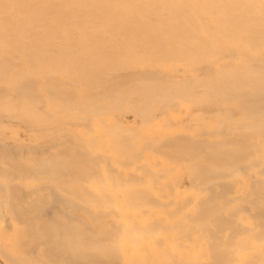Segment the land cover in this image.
<instances>
[{
	"label": "bare ground",
	"instance_id": "6f19581e",
	"mask_svg": "<svg viewBox=\"0 0 264 264\" xmlns=\"http://www.w3.org/2000/svg\"><path fill=\"white\" fill-rule=\"evenodd\" d=\"M219 57L233 61L234 64H230L233 62L227 63V61L224 63L223 59L221 60ZM206 62L214 66H211V73H207L210 76L202 80L195 79L192 82L181 83L180 79L174 77L173 79L178 81H170V84L159 81L151 82L149 80L151 75L146 76L145 73L143 74L146 78L148 77V80L145 79L144 75H140V78L144 79L139 80L131 79L136 78L135 75L130 79L124 78L122 80L123 77L120 80L116 79V75H120L121 71L138 67H140V70H142L141 67H146L145 69L156 67L167 72V70L175 67L180 69V66L185 67L183 69L191 70L197 68L196 64ZM150 69L153 70L154 68ZM183 69L181 68L180 71ZM209 69L211 70V68ZM133 71L135 72V70ZM138 71L136 72L138 73ZM158 73L162 76V73ZM48 76L59 78L46 80ZM186 77L191 78L188 73ZM5 87H10V92L14 93L15 96L11 95L12 97H10V94H8L9 96H7L10 99L0 97V113L11 120L22 121V123L34 128H52L50 126L55 128V126L63 125L66 121L71 123V119L75 120V118L88 120L91 117L92 120H95L100 116L108 117V119L105 118L108 124L102 118L107 126L102 127L100 124L96 128L97 133L95 136H91L84 131H75L74 136H70L71 138L75 137L76 141L81 143L79 147L74 146L68 150L65 149L64 153L58 150V155L56 149V153L53 152L54 155L51 153L52 155L47 159L38 161L35 169L41 170L39 172L42 174L38 172L39 175L35 176V179H31L32 181L28 179L29 177L26 180L24 179L26 178L25 175H30V171L27 169L31 168L24 166V161L23 165L19 160L17 162H20V164L16 162V156L18 157L16 152H14L16 154L14 155L5 146H0V163L9 164L6 167L15 171L14 176L11 175V177L7 172H4L5 170L2 172L0 166V178L6 179L5 185L9 180L10 182L13 179L16 180L17 176L23 177L21 182L23 180V182L28 183V180L33 185L38 176L44 173L49 175L50 173L49 179L55 185V188L67 194L74 203H81L80 199H85V196H88L82 187L83 182L90 183V187L98 191L103 190L106 196L93 195L89 199L90 201L86 203L82 201V204L87 205L91 211L104 210L106 212L112 208L117 209L114 213H111V210V215H116L119 211L118 218L122 221V224L120 228L114 231L116 243L115 241L114 244L112 242V246L115 248L114 245L116 244L119 252L129 264H174L176 260L189 261L194 264H204L207 261H210V264H264V186L261 185V182L253 180L258 174L263 173L261 171L264 168V118L261 116L263 119L258 120L261 118L259 117L256 120L247 112L243 120L238 118L232 123H229L230 121L224 123L221 118L223 115L220 117L218 113L215 114L207 109V106H203L204 104H214L227 99L232 100L235 95L231 96V94L241 90L243 92L244 89L249 93L264 95V0H0V89L8 90ZM198 89L201 94H197L199 93ZM82 92L91 94L98 92L100 97L98 96L97 99L99 100L96 99L84 106L81 101L84 99H74L79 95L82 96ZM242 92L241 95L245 94V91ZM250 95L252 94L250 93ZM243 96L245 95H242V98ZM242 98L239 97V99ZM234 101L232 100V102ZM80 103L84 107H81L82 104ZM176 106H179L178 110L172 109ZM114 111L125 112V115H127L126 113H134L143 118L152 117L146 121L149 123L148 120L151 119L152 121L153 119V123H149L145 128L127 126L115 120L118 115H114ZM119 112L117 113L119 114ZM159 114L162 115L160 120H158ZM192 114L195 115L193 122H196L193 130L192 127L186 126V122L187 125L188 123L192 124L188 122L189 115ZM141 117L139 118L141 119ZM125 118L127 119L126 116ZM76 121L79 122L80 120ZM174 123L176 124L175 128L172 127ZM210 128H220L219 136L232 137L223 138L224 140L222 139V141L210 145L194 139L193 133H196L195 131ZM2 132L1 130L0 135ZM141 133L150 135L153 139H159L157 144L161 143L164 138L165 140L166 138L169 139V141L164 142V140L163 144L153 148L156 149L155 151L163 150L161 154L164 157H161L163 160L159 156L158 159L152 153L147 156L145 153L143 159L146 156L145 158L152 170H156L158 165L170 169L168 176L171 174L170 181L172 183L176 180L173 176L178 175L180 177L181 174H186L189 178L199 179L205 186H210L215 181L212 182L213 176L215 175L214 179L216 176V179H218V174H220L219 176L225 175L221 178L230 179L234 192L232 194H229V192L224 193L227 189L225 187L221 189H225L223 194L208 197V200H202L201 194L198 192L190 193L189 196H187V193L172 192L175 200L185 196L191 199L193 197L194 203L183 206L182 201L180 202L182 204H180L173 199L174 206L179 207L173 212L172 209L169 210L172 212L170 214L165 211L170 209L168 207H171V205H166L167 209L165 207V211L160 206H156L152 211L149 208L150 206L153 207V204L149 203V213L146 208L147 204L146 207L143 206L145 209L138 208L134 205L135 202L129 204L131 201H138L142 206L149 195H156L160 199V195L164 194H161L162 191L164 192L163 189L170 186L166 184L169 179L167 178V182H163L158 178L159 182L162 181L161 183L166 184V186H163L162 189L160 188L162 184H159L160 186L157 185L155 190L153 186H156V183L151 184L156 182L154 181L155 175L150 176L151 173H149L143 176H147L151 179V182L148 179L145 181L141 177L140 181L143 179L144 183H139L140 181L137 183L133 181V183L129 180L132 181L134 176L127 174L130 177L132 176L131 179H126L127 181L134 184V187L135 184L144 187L143 189H146V192L148 190V194L144 191H138V189L133 191L132 189L135 188L125 190L131 191L125 193L120 189L124 186L122 187L121 182L120 185L118 178L116 179L118 181H114L115 176L112 174L115 172L110 170V164L104 165L105 163L96 161L97 159H94L96 161L94 162L91 160V156L84 154L86 151L82 153L78 148H87L89 153L92 150L99 151L104 153L105 157L110 154L121 156L130 151L135 153V148L138 150V147L140 149L143 147L140 140ZM176 133L188 134L189 136L175 140L170 139ZM43 134L39 133L41 136ZM8 135L5 136L8 137ZM48 137L50 140L52 139V137ZM143 137L145 136L143 135ZM213 138L214 136L209 139ZM32 140L39 142L41 138L40 136L32 137ZM141 145L142 147H140ZM54 149L53 147L52 150ZM37 151L39 150L35 151L39 155L44 152ZM49 151L45 152L49 153ZM206 151L210 152L205 155ZM28 152V154L22 153L21 149L18 152L23 155L26 154L27 158L21 156L25 160L27 159V163L29 161L28 155L31 156V152ZM35 152L34 155H36ZM43 155L44 153L41 156ZM132 157L134 160L137 158L136 156ZM19 158L22 160V157ZM36 158H38L37 155ZM124 158L122 157V159ZM179 158H189L190 165L184 167L182 165V167L174 166ZM113 159L115 158L112 157V160L110 158L111 161L109 162H112ZM118 160H116V163L119 164L120 160ZM34 161L30 160L29 162L33 163ZM130 162L127 164L133 169L134 166L132 168ZM2 163L1 165L4 166ZM98 163H103V167H99ZM127 164L125 163V165ZM105 166H108L110 172L107 171ZM129 167H127V170H129ZM144 167L147 168L148 166ZM155 167L156 169H154ZM120 168L123 169L124 167L121 166ZM135 168L137 169L135 173L140 175L142 171L138 172L139 169ZM146 168H143V170ZM37 170L32 169L31 171L34 173ZM127 170L123 169V171ZM172 172H175V175H172ZM126 177L122 178L123 185H125ZM98 179L102 181L97 182ZM248 179H250V184L247 183ZM246 180L248 181L246 182ZM115 182L118 183L117 186ZM19 183L17 182V185ZM12 184L14 182L9 186L0 187V196L3 198L0 200V214H5L6 212L4 213L3 210L8 209L9 211L6 214L10 212L9 215L12 214L13 218L16 215V218L19 216L22 220L20 222L19 219V224L23 223V226L12 225L10 222L12 221L14 224L15 220L10 221V218H6V221H10L9 224L13 226V234L4 237L6 243L12 246L24 233L23 235L29 239V242L26 243V238H23L25 239L23 242H25L26 245L24 246L26 248L20 247L19 242L17 251L22 248L23 251L26 250V253L23 251V253H20L29 256L28 251L32 248L28 250V246H34V241H39L38 239L47 240L51 235L49 231L52 229L54 231L63 230V223L69 217L62 213V215L58 214L59 211L58 213L54 211L53 206L59 204L54 200L57 197L51 198L56 203H51L52 205L50 204L48 207L50 200L45 196L48 189H45V192L46 190L47 192L44 194V189L41 188L44 195H41L38 190L37 195L39 192L40 195L37 196L36 191L34 192L35 189H31V194L21 195L23 192L20 189L21 187L16 186V183ZM36 185H38V181H36ZM127 186L129 187L128 182L126 183ZM173 186L175 187V185ZM158 187L159 190L162 189L159 194L155 193ZM175 188L173 190L176 191ZM168 191L166 188L167 196ZM50 194H52L51 191ZM168 197L172 200V196L169 195ZM56 200L60 202L59 198ZM162 200L161 198L160 201ZM131 206L135 209L148 210L149 214L147 213L144 216L139 210L142 216L133 211L135 209ZM243 207H250L249 210L256 213L255 217L249 216L247 213L249 210L245 212L246 208L243 209ZM47 208H51L50 212H53V215L47 211ZM56 208L57 206H55V210ZM144 210L142 212H145ZM243 210L247 213L246 215L242 212ZM50 215H55V218H51ZM111 215L108 214V216ZM1 216L4 218V215ZM1 216L0 218H2ZM46 216L49 220L53 219V221H56L55 223L57 221L60 223L54 225L53 221L48 222ZM112 217L114 218V216ZM242 227L246 229V231L244 229V233L238 230ZM3 229V227L0 228V233L4 231ZM236 230L238 236H236ZM12 231L10 230V232ZM10 232L7 233L10 234ZM75 232L77 234L78 231H74V235H76ZM7 233L4 235H8ZM87 234H91L89 230ZM59 236L61 238V234ZM83 238V241H85V237ZM158 239H161L164 243L162 249L157 247L159 245L155 241ZM44 242L46 243V241L42 243ZM80 243L84 242L81 241ZM81 244H79L80 248L85 245V247H88L86 243L85 245ZM106 249L108 248L106 247ZM103 251L102 249L100 252ZM44 252L48 253L42 249L41 254ZM1 255L2 258L3 255L6 256L3 252ZM48 255L49 253L45 256L48 264L56 263H49L52 260ZM41 256L40 258L43 260ZM8 259L5 260L8 264H11L12 262L9 263ZM30 260H26V263L38 264L33 259ZM90 264L94 263L91 261Z\"/></svg>",
	"mask_w": 264,
	"mask_h": 264
},
{
	"label": "rangeland",
	"instance_id": "374dc122",
	"mask_svg": "<svg viewBox=\"0 0 264 264\" xmlns=\"http://www.w3.org/2000/svg\"><path fill=\"white\" fill-rule=\"evenodd\" d=\"M224 57H219V59H223ZM226 61H227V63H230V62H233V61H229V60H227V59H223V62L224 63H226ZM18 62V61H17ZM230 64H234V62L233 63H230ZM195 66H197V68L195 67L193 70L191 69H183V68H185V67H181L180 66V69L182 68L183 70L182 71H180V69H177V68H179V67H175V68H172L171 70L169 69V70H167V72H166V70H164V69H162V70H160L159 68H156V67H150V68H154L153 70L152 69H150L149 67H147V69H145V68H143V67H141V69L142 70H140L139 68L140 67H138V68H135V69H131V70H128V71H121V74L120 73H118V74H120V75H122V74H124V75H122V76H120V75H116V79H122L121 77H123V79L122 80H124V78H127V79H130V77H134V75H135V77L137 78H131V79H133V80H139V79H144V78H140L142 75H144L143 73H145V75L146 76H149V75H151L149 78V80L151 81V82H153V81H159V82H163V83H166V84H170L169 82L171 81V82H174L175 80L173 79V77L175 78V79H180L181 80V83H186V82H192L193 80H195V79H199V80H202V79H204V78H207L208 76H210V75H208L207 73H211V71H212V67H214L213 65H211V63H209V62H206V63H204V64H202V63H199V64H196ZM212 66V67H211ZM194 67V66H193ZM209 68H211V70L209 69ZM160 71H159V70ZM208 69V70H207ZM133 70H135V72L133 71ZM138 70H140V71H138ZM156 70V71H155ZM157 70H158V72H160V73H162V76H160L161 74H159L158 72H157ZM176 70V71H175ZM186 70V71H185ZM187 70H189V71H187ZM224 71H225V69H223ZM130 71H132V72H134V73H131ZM136 71H138V73L136 72ZM145 71V72H144ZM147 71V72H146ZM152 71V72H151ZM154 71V72H153ZM165 71V72H164ZM169 71H170V73H169ZM194 72V74H192V73ZM154 73V74H153ZM182 73H185V74H182ZM187 73L189 74V77L191 76V78H187L186 76H187ZM127 74V75H126ZM172 74V75H171ZM195 74H197V75H195ZM132 75V76H131ZM141 75V76H140ZM145 75H144V77H145ZM156 75V77L154 78V76ZM158 75V76H157ZM194 75H195V78H194ZM211 75H213V74H211ZM120 76V78H118ZM138 76H139V78H138ZM169 76H172V77H170L169 78ZM153 77V78H152ZM159 77V78H158ZM164 77V78H163ZM179 77H181V78H179ZM54 78H59V77H57V76H52V78L51 77H47L46 78V80H52V79H54ZM148 78V77H147ZM146 77H145V79H147ZM172 78V79H171ZM186 78H187V80H186ZM194 78V79H193ZM61 79V78H60ZM60 79H58V80H60ZM133 80H131V81H133ZM148 80V79H147ZM166 80V81H165ZM168 80V81H167ZM180 80H179V83H180ZM184 80V81H183ZM149 81V82H150ZM178 81V80H177ZM177 81H175V82H177ZM168 82V83H167ZM4 88V87H3ZM0 89V97L2 98V99H4V98H6V99H10V97H12L11 95H13V97L15 96V94L14 93H12V92H10V90H9V88L10 87H5V88H8V90L7 89ZM199 90V89H198ZM8 91V92H7ZM245 91V94L243 93ZM201 91L199 90V93H197V94H201L200 93ZM241 92H242V90L241 91H238V92H235V94H231V96H233V95H235L234 97L235 98H237L235 101H238V102H235L234 101V97H232V100L234 101V102H232V100L231 99H227V100H225V101H218V102H216V103H214V104H204L203 106H207L206 108L207 109H209L210 111H212V112H214L215 114L216 113H218V115L221 117L222 115V119L224 120V123L225 122H229V123H232V122H234L236 119L238 120V118H239V120H243L244 118H245V116L247 115V112H248V114L250 115V116H253V118L254 119H258L259 117H263L264 118V95L262 94V95H257V94H255V93H252V92H250L252 95H250V93H249V91H247V90H243V94L242 95H245V96H243V98H242V95H241ZM8 94H10V97H8L9 95ZM82 94V96H78V97H75L74 99L75 100H77V99H84V100H81L82 101V103L84 104V106H86V105H88V104H86V103H91V102H94V100H96L97 98H98V96L100 97V94L98 93V92H95V93H89V92H82L81 93ZM254 94V95H253ZM8 95V96H7ZM78 95V94H77ZM237 95V96H236ZM239 95H241V96H239ZM248 95H249V97H248ZM240 98H242V99H239V97ZM229 98H231V97H229ZM234 98V99H233ZM99 99H97V101H98ZM231 100V101H230ZM229 102H231V103H229ZM82 103H80V104H82ZM227 103V104H226ZM229 103V104H228ZM241 103H243V104H241ZM244 103H245V105H244ZM79 104V105H80ZM83 104L81 105V107L83 106ZM86 104V105H85ZM212 105V106H211ZM234 105V106H233ZM83 106V107H84ZM233 108H232V107ZM231 107V108H230ZM178 108H179V106H176V107H172V109H174V110H178ZM213 109V110H212ZM117 112H119V111H117ZM116 111H114V115H118V116H116V121L117 122H121L122 124H125V125H127V126H129V125H131V127H138V128H145V126L146 125H149V123H153V119H152V121H151V119H150V121L148 120V122L149 123H147V119H149V118H152V117H147V118H143V117H141V116H139V117H141V119L136 115V114H134V113H126L127 115H125V112H123L122 113V111H120L119 112V114L117 113ZM240 112V113H239ZM243 112V113H242ZM220 113V114H219ZM245 113V114H244ZM123 114V115H122ZM130 116H129V115ZM195 114V113H194ZM122 116V117H121ZM125 116L127 117V119L129 120H127L126 118H125ZM128 116H129V118H128ZM5 117H7L6 115H4V114H2V113H0V131L2 130L3 132H2V134L0 135V146H5L6 147V149L8 150V151H10L11 153H13L14 155H16L14 152H16L17 154H18V157L16 156V162H17V160H19L20 162H22L21 164L23 165V161H24V166H28V167H30L31 169H27L28 171H30L29 173H30V175L29 174H27V175H25V177L26 178H24L25 180L28 178V179H30V181H32L31 179H33L35 176H37V175H39V174H42V173H40L39 171H41V170H37V169H35L36 168V165H37V163H38V161H40V160H45V159H47L50 155H52L53 154V152L54 153H56V151H57V155L59 154L58 153V150L61 152V153H64L66 150H68L69 148H71V147H79L80 146V144L81 143H79V142H77L76 140V138L75 137H73V138H71L70 136H74V132L75 131H84V132H86V133H88L89 135H91V136H95L96 135V133H97V129L96 128H98V126H100V124H101V126L103 127H105V126H107V124H108V122H107V120L105 119V118H107L108 119V117H102V116H100V118H94L95 120H92L91 119V117H89L88 118V120H85V119H80V118H75V120L74 119H71V123L70 122H68V121H66V123H64L63 125H58V126H55V128L53 127V126H50V127H52V128H48V129H46L45 127H40V128H38V127H31L30 125H28V124H26V123H22V121H17V120H11L10 118H5ZM122 118L121 120H120V118ZM260 118V119H258V120H261V119H263V118ZM102 118H104L106 121V123L104 122V119H102ZM118 118V119H117ZM136 118L138 119L137 121H136ZM162 118V115L161 114H159V116H158V120H160ZM97 119H98V121H97ZM135 119V120H134ZM145 121H144V120ZM194 119H195V115H189V121L188 122H191L192 124H190V123H188V125H187V122H186V126H188L189 128L190 127H192V130L195 128V125H196V122H193L194 121ZM231 119V120H230ZM76 120H80V121H82V122H78V121H76ZM90 120V121H89ZM134 120V121H133ZM206 121H208L207 119H205ZM70 121V120H69ZM74 121V122H73ZM76 121V122H75ZM95 121H96V123H95ZM182 121H184V120H182ZM138 124H137V123ZM150 125H152V124H150ZM81 126V127H80ZM95 126H97V127H95ZM31 127V128H30ZM49 127V126H48ZM172 127H176V124L174 123V124H172ZM12 128V129H11ZM30 130H29V129ZM36 128H38V129H36ZM41 128H43V129H41ZM45 128V129H44ZM72 128V129H71ZM74 128V129H73ZM92 128H93V130H92ZM79 129V130H78ZM217 129V130H216ZM213 128V129H201V130H198V131H195L196 133H193V135H194V139H197L196 141H198V140H200V141H198V142H201V143H203V144H206V145H210V144H214V143H218V142H220V141H222V139L223 138H231L232 136H227V135H224V136H219V134L218 133H220V131H221V129L220 128ZM4 130H5V132H4ZM94 130H95V133H94ZM216 130V131H215ZM210 132V133H209ZM39 133L40 134H43L42 136L41 135H39ZM45 133H46V135H45ZM50 133V134H49ZM8 134H10V135H8ZM14 134V135H13ZM142 135H141V141H142V144H143V147H142V145L140 146V147H142L141 149L138 147V150H137V148H135V153H134V151H133V153H131V151L130 152H128V153H125L124 155H121V156H118V155H116L115 156V154L114 155H112V154H110L108 157H105V154L104 153H100L99 151H95V150H92L91 151V153H89L88 151H87V148L86 149H83L82 147H80V148H78L79 150H80V152H82V153H84L85 151V155H88V156H91L90 158H91V160H93L94 161V159H97L96 161H99V162H103V163H105L104 165H108V164H110L109 165V168H110V170L112 171V172H115V173H111L113 176H115L114 178V181H118L119 183L121 182L122 183V187L123 188H120V189H122L123 191H125V190H130V188H135V189H132L133 191H136V189H138V191H144L145 193H147L148 194V190H147V192L145 191L146 189H143L144 187H139V186H137L136 184H135V187L133 186L134 184H132V183H130V182H133V181H136V183L138 182V181H140V179H141V177L142 178H144V180L145 181H147V179L151 182V179H149L147 176H145V177H143L145 174L147 175V174H149V173H151L150 174V176L152 175H155L156 176V178H157V180H155L156 178L154 177V181H156V182H152L151 184H153V183H156V186H153V187H155L154 189L156 190V188H157V185H159V184H162L161 182L163 181H165V182H167V178L169 179V181H170V177H172L171 176V174H170V176H168V172H170V169H165L163 166H160V165H158L157 167L159 168V170H157L156 169V167L154 168V169H156L157 170V172H156V170H152V168L149 166L150 164H148V161L146 160V156L148 155V154H150V153H152V155H154V156H156L158 159H159V157H160V159H162V158H164L161 154H162V152H163V150L161 151V150H159V151H155L156 149H153L154 147H156V146H159V145H161V144H163V141L165 140V138L164 139H162V141H161V143H159V144H157V142H158V140L159 139H153L150 135H147V134H143V133H141ZM197 134V135H196ZM211 134V135H210ZM217 134V135H216ZM5 135H8V137L7 136H5ZM15 135H17L16 137H15ZM34 135V136H33ZM143 135L145 136V137H143ZM193 135H192V137H193ZM216 135V136H215ZM12 136V137H11ZM29 136H30V138H29ZM40 136V138H41V141H39V142H36V141H33L32 140V137H39ZM48 136H50V137H52V139L50 140L49 139V137ZM180 136V137H179ZM185 136H189L188 134L187 135H185V134H183V133H176V135L174 136V137H171L170 139H173V140H175V139H181L182 137L184 138ZM195 136H197V137H195ZM199 136V137H198ZM214 136V138L213 139H209V138H211V137H213ZM25 137V138H24ZM47 139H46V138ZM75 138V139H74ZM186 138V137H185ZM209 139V140H203V139ZM44 139V140H43ZM50 140V141H49ZM54 140H56V141H54ZM156 140V141H155ZM224 140V139H223ZM145 141V142H144ZM166 141H169V139L168 138H166V140L164 141V142H166ZM205 141H207L206 143H205ZM216 141V142H215ZM155 142V143H154ZM33 143V144H32ZM36 143V144H35ZM60 143V144H59ZM151 143V144H150ZM58 144V145H57ZM61 144H62V146H61ZM77 144H79V145H77ZM60 145V146H59ZM70 145V146H69ZM93 145V144H92ZM145 145V146H144ZM153 146V147H152ZM55 148L54 150H52V148ZM151 147H152V149H153V152H152V149H151ZM48 148V149H47ZM49 148H51V149H49ZM20 149H21V152L23 153V152H25L26 154H28L29 152L28 151H30L31 153V156L30 155H28L29 157H28V159H29V161L31 160V161H34V159L36 158V155L38 156V158H36L35 159V161L33 162V163H31V162H29L28 161V163H27V159L25 160V158H27L26 157V154L25 155H23L22 153L20 154V153H18L19 151H20ZM33 149V150H32ZM34 149H36V150H39V151H44L43 153H44V155L43 156H41L42 154H41V152H40V154L41 155H39V154H37L35 151H34ZM44 149H46V150H44ZM57 149V150H56ZM66 149V150H65ZM82 149V150H81ZM149 149H151V150H149ZM50 150V151H49ZM56 150V151H55ZM18 151V152H17ZM27 151V152H26ZM36 153V155H34V152ZM39 151H37V152H39ZM45 151H49V153L48 152H45ZM141 151V152H140ZM208 152H210V151H206V153H205V155L208 153ZM46 153V154H45ZM52 153V154H51ZM146 153V154H145ZM89 154H91V155H89ZM144 154L146 155L145 157H144V159H145V162H144V159H143V156H144ZM20 155V156H19ZM21 155H23V156H21ZM54 155V154H53ZM108 155V154H107ZM126 155V156H125ZM202 155H204V153H202ZM33 156V157H32ZM39 156H40V158H39ZM114 157L115 159H113V161L112 162H109V161H111L112 160V157ZM132 156H136L137 158L134 160V158L132 157ZM159 156V157H158ZM19 157H22V160H20V158ZM44 157V158H43ZM97 157V158H96ZM100 157V158H99ZM104 157V158H103ZM122 157H125L124 159H122ZM162 157V158H161ZM24 158V159H23ZM110 158H111V160H110ZM107 159H108V161H107ZM121 161H119V160ZM138 159V160H137ZM116 160H118L119 161V164L118 163H116ZM127 160V161H126ZM141 160V161H140ZM163 160V159H162ZM26 161V162H25ZM96 161H94V162H96ZM132 163H131V162ZM20 162H17V163H19L20 164ZM123 162V163H122ZM129 162H130V165H132V168H133V166H134V168L133 169H131L130 167H129ZM147 162V163H146ZM177 162V163H176ZM175 163H174V166H176V167H184V166H189L190 165V159L189 158H179L178 159V161H176ZM181 162V163H180ZM2 163V162H1ZM1 163H0V166H1V169H2V172L4 171V172H7L8 174H9V176H11V175H13L14 176V174H15V171L13 170V169H9L8 167H6L7 165L9 166V164H7L6 163V165L4 164V163H2V164H4V166L3 165H1ZM30 163V164H29ZM103 163L101 164V163H98L99 165V167H103ZM112 163V164H111ZM125 163L128 165H125ZM31 164H33L34 166H32ZM121 164V165H120ZM116 165H119V166H116ZM126 167H125V166ZM178 165V166H177ZM182 165V166H181ZM116 166V167H115ZM124 167L123 169H125V170H127V167H129V170H127V171H123V169L122 168H120L119 169V167ZM144 166H148L147 168H148V170L149 169H151V170H147V168L146 167H144ZM5 167V168H4ZM106 167V169H107V171L108 172H110L109 171V168H108V166H105ZM135 167H137L139 170H138V172L140 171H142V173H143V175H142V173H140V175L138 174L137 175V173H135V170L137 171V169L135 168ZM141 168V169H140ZM143 168H146V169H144L143 170ZM160 168H162V169H160ZM37 170V171H35L34 173H32L33 171H31V170ZM40 169V168H39ZM117 169V170H116ZM130 169H131V171H130ZM12 170H13V173H12ZM114 170H116V171H114ZM233 170V169H232ZM235 170V169H234ZM233 170V171H234ZM134 171V172H133ZM37 172V173H36ZM38 172H39V174H38ZM261 172H263V173H261V174H258L256 177H254L255 179H253L255 182H257V181H259V182H261L262 184V186H264L263 184H264V168H263V170L261 171ZM132 173V174H131ZM117 174V175H116ZM120 174H121V176H127L126 178H125V182H124V184L125 185H123V182H122V178H121V176H120ZM127 174H130V175H132V176H134V178H132V181L131 180H129V179H131V177H130V175H127ZM163 174V175H162ZM118 175H119V177H118ZM159 175V176H158ZM172 175H175V172H172ZM217 175V174H216ZM220 174H218V179H216L217 178V176H216V178L214 179V177H215V175L213 176V179H212V182H213V180H215L210 186L209 185H204V183H202L201 182V180H199V179H193V178H189L188 177V175H186V174H181L180 175V177L178 176V175H176V176H173L175 179V181L172 183L171 181L168 183H166L167 185H170L171 187L173 186V185H175V187H178V188H175L174 186L172 187V190H171V187L170 186H168V187H166L167 188V190H169L168 192V196L170 195V196H172V200L171 199H169V197L167 196V192H166V188H164L163 186H166V184H162L161 186H160V188H164L163 190H164V192L162 191V189H160L159 190V187H158V189H157V192H155V193H157V194H159V192L160 191H162L161 192V194L162 193H164V194H162V195H160L161 196V198L163 199L162 201H160V199H158L159 197H157L156 195H152V196H148L147 197V199H149L150 197V199L149 200H145V201H147L146 203H145V201H144V203H142V206H140L141 205V203L140 202H138V201H131V202H129V204L131 203V204H134V202L136 203V204H134V205H136L138 208H140V209H142V208H144L145 209V207H146V204H147V209L149 208L148 206H150V205H148L149 203H151V205L153 204V207H151L150 206V208L149 209H151L152 211H153V209L154 208H156V206L157 207H159L160 206V208H162V210L163 211H165L166 209H167V206L166 205H168V206H170L171 205V207H168V208H170V209H168L167 211H165V212H168L167 214H170V213H172L173 211H175V209H177L178 207H177V205H176V207L174 206L175 204V202L174 201H176L173 197H174V194L173 193H177V191L179 192V193H187V196H189L190 195V193H193V192H198L199 194H201V199L202 200H208L207 198L208 197H213V196H215V195H217V194H223V191L225 190H221V189H223V188H229L228 190L226 189V191H224V193H228L229 192V194H232L233 192H234V188H232L233 187V185L231 184V181H230V179L228 180V179H223V178H221V177H223V176H225V175H221V176H219ZM263 175V176H262ZM24 176V175H23ZM31 176H33L32 178H31ZM42 176V177H41ZM41 176H38V179L37 180H34L35 181V184H33V185H31V182H29L28 180H27V182L28 183H25V182H23V180H22V182H23V184H22V182H21V179H23V177L21 178V177H19V176H17L16 178V180L15 179H13L12 180V182H14V184L16 183V186H19V188L21 189V191L23 190V192L21 193V191H20V193H21V195H23V194H29L30 193V191H31V189L32 190H34V192L36 191V195H37V192H38V190L41 192H39L41 195H44L46 192H47V190H46V192H45V189H48V193L47 194H49V195H47V194H45V196L46 197H48V199L50 200V202H48L49 203V205H48V203H47V205H48V207L50 206V204L52 203V204H55L56 202L57 203H59V204H55V206H57V208H56V210H55V206H53V208H54V211L55 212H57L58 213V211L60 212V213H58V214H64L66 217H69L70 218V220H69V218H67V220H69V221H67L66 220V222L65 223H63V230L62 229H59V230H55L54 231V229H52V228H50V229H52V230H50L49 231V233L51 232V235L49 236V240L47 239H42V240H40V239H38L39 241H34V246L33 245H30V247L28 246L29 244H31V243H29L27 246V248H28V250L30 249V248H32V249H30L31 250V252H30V250L28 251L29 253L28 254H30L29 256L27 255L26 256V254H24V255H22V253L23 252H25L26 253V250L25 251H23L22 250V248L24 247V249L26 248L24 245H26L25 244V242L26 243H28L29 241V239H27V237L25 236V235H21L18 239H17V242L14 244V245H8L7 243H6V236H10V235H12L13 234V229H12V225H15V224H18L20 227H22L23 225V223L21 224H19V221L21 220L20 219V217L18 218H16V216H15V218H13L11 215H9V213L10 212H8V214H6L7 213V211H9L8 209H4L3 211H4V213L5 214H0V216L1 215H4V218L2 219V218H0V226L1 225H3L2 227L4 228L3 230L5 231H3L2 233H0V247L2 248H0V253L2 254V252L3 253H5L6 254V256H4L3 255V258L4 257H6V258H2V257H0V264H8L7 263V261L5 260V259H8V261H9V263H11V264H32L31 262H28V263H26L27 261H31L30 259H33L34 261H36V262H38V264H46V262H47V258L45 259V256L49 253V255L48 256H50L51 257V260L50 259H48L49 261H51V262H49V263H54V262H56V263H54V264H90L91 263V261L95 264H129L127 261H126V259H125V257L121 254V252H119V250H118V247L116 246V244L114 245L115 246V248L112 246V242H113V244H114V241L116 240H114V238H115V232L114 231H116L118 228H120V226H121V224H122V221L121 220H119V218H118V216H119V211H117V213H116V215H111V213L113 212L114 213V211L116 212V210H115V208H112L111 210H109V211H106L109 215H111V216H114V218L112 217L111 218V216H108V214L104 211V210H99V211H91L90 210V208L87 206V205H85V204H82V201H84V203H86V202H88V201H90L89 199L91 198V197H93V195H96V196H99V197H101V196H106V194H105V192L103 191V190H96V189H94L93 187H90V183L88 184L86 181V183H82L83 184V189H84V191H85V193L89 196H85V199H80V201H81V203H74V201L72 200V199H70L69 197H68V195L67 194H65L64 192H61V191H58L56 188H55V185L50 181V179H49V177L51 176V174L49 173V175H48V173H44L43 175H41ZM139 177V178H137V177ZM149 176V175H148ZM12 177V176H11ZM128 177H130V178H128ZM37 178V177H36ZM118 178V180H116ZM146 178V179H145ZM151 178V177H150ZM153 178V177H152ZM158 178H159V180H162L161 182H159V180H158ZM161 178V179H160ZM1 180H0V187H4V185H5V181H6V179H2V178H0ZM35 179V178H34ZM40 179H42L41 181H40ZM124 179V178H123ZM126 179H128L129 181H127ZM178 179V180H177ZM220 179V180H219ZM15 180V181H14ZM69 180V179H68ZM96 180V179H95ZM121 180V181H120ZM143 180V179H142ZM141 180V181H142ZM249 180V181H248ZM248 180H246V182L247 183H249L250 184V179H248ZM34 181H33V183H34ZM36 181H38V185H36ZM45 181V182H44ZM47 181V182H46ZM99 181H102V180H100V179H98L97 180V182H99ZM124 181V180H123ZM139 182V183H144L145 181H142V182ZM153 181V180H152ZM220 181V182H219ZM7 182H8V180H7ZM6 182V183H7ZM12 182H10V180H9V182L8 183H12ZM17 182L19 183L18 185H17ZM50 182V183H49ZM105 182H107V180H105ZM112 182H113V180H112ZM128 182V185H129V187L127 186L126 187V183ZM218 182L220 183L219 185H218ZM1 183L3 184L2 186H1ZM8 183L5 185V186H9L8 185ZM41 183H43V184H41ZM121 183H120V185H121ZM130 183V184H129ZM134 183V182H133ZM138 183V184H139ZM202 183V184H201ZM14 184H12V185H14ZM26 184V185H25ZM81 184V185H82ZM88 186H87V185ZM116 184H118V183H116L115 182V185ZM11 185V186H12ZM34 185H36V186H38L37 188H35L36 186H34ZM42 185V186H41ZM51 185V186H50ZM119 185V186H120ZM202 185V186H201ZM218 185V186H217ZM45 186H47V187H45ZM50 186V187H49ZM117 186V185H116ZM133 186V187H132ZM137 186V187H136ZM180 186V187H179ZM29 187V188H28ZM43 187V189H44V194L42 193V188ZM139 187V188H138ZM15 188V187H14ZM17 188V187H16ZM26 188V189H25ZM28 188V189H27ZM176 189V191L175 190H173V189ZM218 188H219V190H218ZM230 188H231V190H230ZM19 189V190H20ZM30 189V190H29ZM37 189V190H36ZM233 189V190H232ZM16 190H18V189H16ZM29 192H28V191ZM87 190V191H86ZM159 190V191H158ZM183 190H184V192H183ZM190 190V191H189ZM214 190V191H213ZM50 191H51V193L52 194H50ZM57 191V192H56ZM132 191V192H133ZM192 191V192H191ZM212 193H211V192ZM218 191H219V193H218ZM232 191V192H231ZM19 192V191H18ZM32 192V191H31ZM33 192V193H34ZM131 191H125V193H130ZM173 192V193H172ZM38 193V195H40ZM91 193V194H90ZM171 193V194H170ZM31 194V193H30ZM35 194H33V195H35ZM37 195V196H38ZM53 197H52V196ZM127 195V194H126ZM203 195V196H202ZM210 195V196H209ZM234 195V194H233ZM165 198H164V197ZM249 196H250V193H249ZM55 197H57V198H59L60 200V202H58V200H56L57 198H55ZM231 198H233L232 196H230ZM235 197V196H234ZM51 198H55L54 200L56 201L55 203H54V200L52 201L51 200ZM171 198V197H170ZM188 198V199H187ZM3 198H2V196H0V200H2ZM165 199V200H164ZM173 199H174V201H173ZM179 199H181V200H179ZM178 200H177V202H183V206L186 204V205H188L189 203H194V199H193V197H192V199L191 198H189V197H181V198H179ZM166 200H168L167 202H166ZM52 201V202H51ZM79 201V202H80ZM151 201V202H150ZM114 202V201H113ZM161 202H162V204H161ZM166 202V203H165ZM172 202V203H171ZM67 203V204H66ZM137 203H139V204H137ZM171 203V204H170ZM51 204V205H52ZM157 204V205H156ZM160 204V205H159ZM173 204V205H172ZM180 204H182V203H180ZM134 205H133V207H134ZM139 205V206H138ZM191 205V204H190ZM193 205V204H192ZM143 206H145V207H143ZM47 207V206H46ZM45 207V208H46ZM132 207V206H131ZM132 207V208H133ZM165 207H166V209H165ZM44 208V209H45ZM52 208V207H51ZM51 208H47V211H51ZM52 208V209H53ZM138 208H133V209H135V210H133V209H131V210H133V211H136V212H138L139 214H141V213H143V215L144 216H146L147 215V213H148V210H144L145 212H142L143 210H140V209H138ZM244 208H246V207H243V209ZM50 209V210H49ZM114 209V210H113ZM158 209V208H157ZM172 209V212L171 211H169V210H171ZM250 209V207L248 208H246L245 209V212H247L248 210ZM46 210V209H45ZM138 210V211H137ZM141 211V213H140V211ZM156 210V209H155ZM247 210V211H246ZM53 211V210H52ZM110 211H111V213H110ZM249 211H251V210H249ZM249 211L247 212L248 214H249V216H254L256 213L254 212V211H251L250 213H249ZM46 212V211H45ZM55 212H54V214H55ZM243 213H245L244 212V210L242 211ZM2 213V212H1ZM52 215H53V212H50ZM99 213V214H98ZM146 213V214H145ZM149 213H150V210H149ZM148 213V214H149ZM247 213H245V215L247 214ZM47 214V213H46ZM61 214V215H62ZM118 214V215H117ZM14 215V214H13ZM48 215V214H47ZM56 215V214H55ZM54 215V216H55ZM63 215V216H64ZM95 215V216H94ZM142 215V214H141ZM142 215V216H143ZM244 215V214H243ZM8 216H10V217H8ZM51 216V215H50ZM54 216H51V218H55ZM71 216V217H70ZM116 216V217H115ZM47 217V216H46ZM255 217V216H254ZM6 218H10L9 220L11 221V220H15L14 222V224L12 223V221L10 222L11 224H9V222L8 221H6L7 219ZM48 218V217H47ZM74 218V219H73ZM20 219V220H19ZM94 219V220H93ZM5 222H4V221ZM51 221H53V219L51 220H49V218H48V222H51ZM20 222H22V220L20 221ZM54 223V225L55 224H57V223H60L59 221H57V223H55L56 221H53ZM70 222V223H69ZM72 222V223H71ZM61 223V224H62ZM67 223H69V224H67ZM9 225V226H7V225ZM6 225V226H5ZM51 226V225H50ZM49 226V227H50ZM2 227H0L1 229H2ZM68 227V228H67ZM72 227V228H71ZM75 229H74V228ZM113 227H114V229H113ZM77 228V229H76ZM243 228V227H242ZM237 228L239 231H241V233H244L243 231H244V229L245 228ZM257 228V227H256ZM7 229V230H6ZM89 230V233H91L90 235H88L87 234V232H88V230ZM254 229H255V226H254ZM10 230L12 231V232H10ZM67 230V231H66ZM69 230H71V231H69ZM84 230V231H83ZM256 230V229H255ZM54 231V232H53ZM74 231H78L77 232V234H76V232H75V234L76 235H74L73 234V232ZM83 231V232H82ZM87 231V232H86ZM245 231H246V229H245ZM1 232V231H0ZM7 232H10V234L9 233H7ZM53 232V233H52ZM57 232H60V233H57ZM64 232H65V235H64ZM70 232V234H68ZM80 232V233H79ZM86 232V233H85ZM109 232V233H108ZM112 232V233H111ZM236 233L238 232L237 230L235 231ZM234 232V233H235ZM5 233H7L8 235H4ZM96 233V234H95ZM61 234V238H59L60 235ZM73 235V237H71L72 235ZM86 234V235H85ZM103 234V235H102ZM3 237H2V236ZM49 235V234H48ZM63 235V236H62ZM66 235H69V236H66ZM87 235H88V237H87ZM5 236V237H4ZM54 236V237H53ZM236 236H238V233L236 234ZM58 237V238H57ZM78 237V238H77ZM83 237H85V241H83ZM3 238V239H2ZM23 238H26V240L27 241H25V239H23ZM70 238H71V240H70ZM77 240H76V239ZM82 238V239H81ZM20 239V240H19ZM60 239V240H59ZM81 239V241L82 242H84V243H80V242H78V240H80ZM19 240V241H18ZM31 240V239H30ZM23 241H25V242H23ZM43 241H46V243L44 242V243H42ZM76 241V242H75ZM89 241V242H88ZM20 242V243H19ZM31 242V241H30ZM38 242H39V244H38ZM76 244H75V243ZM155 242H157V245H159V246H157L159 249H162L163 247H162V245L164 244L163 243V241L161 240V239H158V240H156ZM3 243V244H2ZM18 243L20 244L19 246L21 247L22 246V248H20V250L19 251H17L18 249H17V246H18ZM85 243L86 244H88L87 246L88 247H85L86 245H85ZM99 243V244H98ZM115 243H116V241H115ZM161 243V244H160ZM79 244H81V245H85V246H83V247H79ZM91 244V245H90ZM95 246H94V245ZM97 244V245H96ZM43 245V246H42ZM63 245V246H62ZM156 245V244H155ZM187 245V244H186ZM78 248H77V247ZM97 246V247H96ZM104 246H105V248H104ZM111 246V247H110ZM92 247H94V248H92ZM106 247L108 248V249H106ZM9 248H11V249H9ZM16 248V249H15ZM43 249V251H45L46 250V252H48L47 254L44 252L43 254H41L42 253V249ZM85 250H84V249ZM87 248H89V249H87ZM97 248H98V250H97ZM104 250V251H106V252H100V251H102V249ZM109 248H110V250H111V252L113 251V248L115 249L112 253L110 252V250H109ZM116 248H117V250H116ZM13 250V251H12ZM23 251V252H22ZM98 251V252H97ZM8 252V253H7ZM20 252H22V253H20ZM100 252V253H99ZM19 253V254H18ZM100 254V256H99V254ZM0 254V255H1ZM32 254H35L34 256L32 255ZM42 255V256H41ZM60 255V256H59ZM2 256V255H1ZM18 256V257H17ZM36 256H37V258H36ZM40 256L41 257H43V260H42V258H40ZM17 257V258H16ZM29 257V258H28ZM49 257V258H50ZM13 258V259H12ZM73 258V259H72ZM86 258H87V260H86ZM20 259H22V260H20ZM56 259H58V260H55ZM63 259V260H62ZM23 260H25L24 262H22ZM27 260V261H26ZM11 261V262H10ZM19 261V262H18ZM46 261V262H45ZM76 262H78V263H76ZM36 264V263H35ZM47 264H48V262H47ZM174 264H194V263H192V262H189V261H184V260H176L175 261V263ZM204 264H210V261H207L206 263H204Z\"/></svg>",
	"mask_w": 264,
	"mask_h": 264
}]
</instances>
